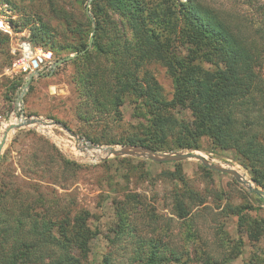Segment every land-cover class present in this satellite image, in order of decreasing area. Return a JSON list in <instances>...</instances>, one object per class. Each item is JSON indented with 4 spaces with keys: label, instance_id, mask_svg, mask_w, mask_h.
<instances>
[{
    "label": "trees",
    "instance_id": "trees-1",
    "mask_svg": "<svg viewBox=\"0 0 264 264\" xmlns=\"http://www.w3.org/2000/svg\"><path fill=\"white\" fill-rule=\"evenodd\" d=\"M0 1L22 20L13 21L15 31L27 29L29 39L52 51L55 59L74 54L63 65H71L72 79L85 94L83 103L89 110L80 120L95 127L110 114L119 120L120 107L126 100L137 112L142 110L148 115L146 123L139 122L133 132L116 140L106 139L105 143L176 152L201 150L202 140L206 139L212 150H231L257 187L264 190V3L258 6L256 27H249L246 33L242 21L233 23L225 16L227 13L199 0H91V16L83 6V21L79 23L70 13L57 8L55 0H48L51 13L64 28L59 34L41 18H23L25 14L18 7L8 0ZM4 40L9 42V37L0 32V42ZM151 63L162 66L171 79V98L165 96L155 75L146 68ZM21 83L22 79H18L12 88ZM178 109L188 111L189 119L176 116ZM59 122L71 130L65 122ZM81 135L92 143H103L89 132ZM37 137L41 141L29 157L34 164L31 175L45 174L47 163L43 160H49L45 149L54 151L65 169L73 165L54 145ZM2 162L0 159V264L87 261L92 237L90 212L72 200L66 203L60 197L65 194L54 188H43L37 181L18 180L13 167L11 181L7 182ZM153 164L172 167L160 172L172 184L168 192L169 212L181 221L180 227L193 241L200 230L197 219L206 198L190 184L182 162ZM230 167L247 177L239 168ZM139 196L127 194V200L116 205L119 239L136 238V227L128 222L134 203L135 209L143 206L140 220L148 226L153 224L155 230L160 220L165 231L173 222L155 214L146 203H139ZM252 196L256 210H261L264 198L253 193ZM224 206L226 212L239 218L240 226L243 212L252 208L249 203L234 206L227 202ZM260 227L264 229V221L261 226L255 222L248 235L264 233ZM133 242L136 246L132 261L138 264H165L179 261L183 255L161 238L137 237ZM214 242L216 254L200 248L204 264L230 263L243 246L240 236L232 242L226 233L223 239L216 236ZM257 255L252 254L244 264H264V258ZM111 259L108 253L100 264H112Z\"/></svg>",
    "mask_w": 264,
    "mask_h": 264
},
{
    "label": "rangeland",
    "instance_id": "rangeland-1",
    "mask_svg": "<svg viewBox=\"0 0 264 264\" xmlns=\"http://www.w3.org/2000/svg\"><path fill=\"white\" fill-rule=\"evenodd\" d=\"M8 1L18 7L22 15L25 14L23 18L32 15L37 19L41 18L43 22L54 28L59 34L64 29L63 25L51 13L48 0ZM199 1L220 12L227 13L225 16L229 20H233V23L242 21V26L246 27V33L249 31V27H256L259 20L257 9L260 3H264V0ZM90 2L91 0H55V6L70 13L74 18L73 20L79 23L83 21L81 17L82 7L86 5L89 8ZM87 14L91 16L88 10ZM16 18L18 20L19 17ZM25 30L27 29L23 28L19 32ZM8 50L9 42L6 40L0 42V140L4 128L16 122L21 114L45 121L65 122L72 132L86 140L88 139L81 134L89 132L101 139L102 144L93 143L100 147H120L122 144H107L105 140L109 138L116 140L121 135L133 132L134 128L138 127L139 122L146 123L148 115L142 110L137 112L128 100L120 107L119 120L110 114V116L102 118L98 127H95V124H86L80 120L86 115L89 107L86 103H83L85 96L83 89L74 83L72 79L74 71L71 65H63L65 62L55 67L48 76L33 77L19 105L16 97L22 83L15 89L12 88V85L18 79H22L23 82V77L22 74L10 75L6 71L7 66L11 63ZM71 55L74 54L69 56ZM146 68L155 75L156 80L163 88L165 96L171 98L172 83L165 69L157 63L148 64ZM50 85L63 87V95L49 94L48 86ZM175 114L180 118L189 119V113L186 110L178 109ZM92 115L95 116V114ZM37 135L42 136L44 140L54 145L58 153L65 159L72 161L73 165L65 169L67 168L66 165L60 161L56 153L45 149L44 154H47V158H49L47 161L43 160V163H47L45 174H41L39 177L31 175L30 172L34 170V164L30 162L29 158L32 154L31 150L36 147V144H39L37 142L41 141ZM155 152L171 153L172 151L157 150ZM176 152L201 154L211 163L226 168H232L230 166L239 168L248 177L237 171L245 183L250 184L253 181L248 171L240 165L231 150H212L206 139L202 140L201 150H180ZM0 159L3 161L4 173L7 174L4 178L7 182L11 181L9 175L13 167L18 180L37 181L43 188H54L60 194H65L66 197L63 195L60 197L64 198L66 203L72 200L77 207L87 209L90 212L88 224L92 237L89 242L88 258L83 264H100L102 257L108 253L111 255L112 264H138L132 261L133 248L136 246L133 241L137 237L161 238L163 242L171 244L177 253L183 254L179 261H169L165 264H204L200 258L202 254L199 253L200 248L216 254L213 249L216 245L214 244L215 237L218 236L219 239H223L225 233L231 238L232 242H235L238 236L243 241L241 252L227 264H244L254 253H257L259 258H264V233L256 232L253 237L248 235V230L255 222L261 226L264 221V204L261 210H256L257 205L252 192L248 191L244 184H240L228 174L217 171L211 174L206 173L202 169L204 166L196 159L179 161L182 162V171L190 184L206 198L204 209H202L201 216L197 219V226H200V230L192 238L193 241L186 237V233L180 227L181 221L174 218L169 212L171 199L168 192L172 184L164 175H160V172L172 169L170 165H156L153 164V161L139 156L107 155L74 139L59 126H41L39 124H31L10 131L1 150ZM62 186L64 189H62ZM134 193L140 195L138 198L139 203H146L149 209H154L152 211L155 214L172 219L173 222L167 231L162 225L163 220H160L157 230H155L153 224L145 225L146 221L140 220L143 206H138L135 209L136 204L134 203V207L129 211L128 222L136 227L134 232L136 238L126 236L119 239L116 237L120 225L116 205L120 201L125 202L127 194ZM227 202L234 206H245L246 203L252 206V208L243 212L244 218L241 226L238 225L239 218L237 216L232 215L228 210L225 211L226 206L224 205ZM223 206L224 210L221 211ZM216 227L219 229L215 230ZM260 228L264 231L262 227ZM215 231L217 234H215Z\"/></svg>",
    "mask_w": 264,
    "mask_h": 264
},
{
    "label": "water",
    "instance_id": "water-1",
    "mask_svg": "<svg viewBox=\"0 0 264 264\" xmlns=\"http://www.w3.org/2000/svg\"><path fill=\"white\" fill-rule=\"evenodd\" d=\"M88 10V7H86ZM74 55L68 56L63 59H56L53 63V69L64 62L70 60L73 58ZM52 73V72H51ZM39 72H34L28 75L27 80L25 83L22 85L23 89H28V86L32 80L33 77L38 76ZM59 91V90H58ZM20 96V95H19ZM20 121L17 123H11L9 124L3 134H2V139L0 140V155H1V150L5 144L7 135L10 131L14 129H19L27 125L31 124H39V125H56L59 126L61 129L66 131L70 136H72L74 139L85 143L88 147L91 148H102L98 145H95L91 143L90 141L79 137L77 134L72 132L70 129H68L64 124H62L59 121H45L43 119L33 117V116H24L23 114L20 115L19 117ZM107 149V155H113V156H139V157H145L153 162L157 163H166V162H179L187 159H196L200 161V163L205 167L213 171H217L223 174H228L232 176L237 182L240 184H244L246 189L253 194L263 197L264 198V190L257 187L253 181L250 182V184L244 183L242 180V176L235 171L232 168H226L214 163L209 162L207 159H205L201 154L197 153H192V152H171V153H157L155 151H152L151 149L145 147V146H138V145H121L120 147L116 146H106ZM249 183V181H248Z\"/></svg>",
    "mask_w": 264,
    "mask_h": 264
},
{
    "label": "built area",
    "instance_id": "built-area-1",
    "mask_svg": "<svg viewBox=\"0 0 264 264\" xmlns=\"http://www.w3.org/2000/svg\"><path fill=\"white\" fill-rule=\"evenodd\" d=\"M16 17V14L9 8V5L0 1V31L9 37L8 52L11 56V63L7 66L6 71L10 75L22 74L23 77V82L18 89L19 92L16 97V101L20 105L22 97L27 92L26 89L22 88V85L27 80L28 75L34 72H39L38 76L50 75L56 59L52 51L33 43L29 39V32L27 30L24 32L14 30L13 21ZM48 93L60 96L63 95L64 88L57 85H50L48 86Z\"/></svg>",
    "mask_w": 264,
    "mask_h": 264
},
{
    "label": "bare ground",
    "instance_id": "bare-ground-1",
    "mask_svg": "<svg viewBox=\"0 0 264 264\" xmlns=\"http://www.w3.org/2000/svg\"><path fill=\"white\" fill-rule=\"evenodd\" d=\"M20 121V119L18 118L17 119V121L16 122H14V123H17V122H19ZM13 124V123H12ZM41 126H45V125H41ZM6 128V127H5ZM4 128V129H5ZM4 131V130H3ZM10 133V132H9ZM9 133H8V135H9ZM8 135H7V137H8ZM91 149H95V150H99V151H101V152H103L104 154H108L107 153V149L105 148V147H102V148H91ZM242 180H243V178H242ZM244 181V180H243ZM244 183H245V181H244Z\"/></svg>",
    "mask_w": 264,
    "mask_h": 264
}]
</instances>
